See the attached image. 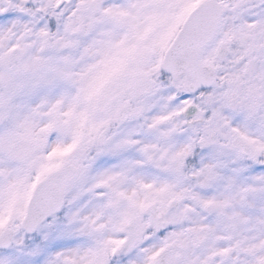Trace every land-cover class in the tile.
Instances as JSON below:
<instances>
[{"label": "snow or ice", "instance_id": "1", "mask_svg": "<svg viewBox=\"0 0 264 264\" xmlns=\"http://www.w3.org/2000/svg\"><path fill=\"white\" fill-rule=\"evenodd\" d=\"M0 264H264V0H0Z\"/></svg>", "mask_w": 264, "mask_h": 264}]
</instances>
